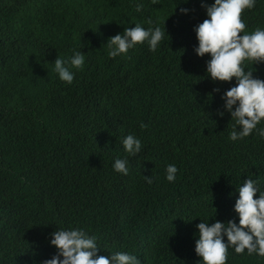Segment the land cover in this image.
Wrapping results in <instances>:
<instances>
[{
    "label": "trees",
    "instance_id": "1",
    "mask_svg": "<svg viewBox=\"0 0 264 264\" xmlns=\"http://www.w3.org/2000/svg\"><path fill=\"white\" fill-rule=\"evenodd\" d=\"M202 2L214 0H0V264H42L58 251L50 234L72 228L95 235L99 255L126 252L141 264H175L166 253L180 252L186 239L182 264H197L185 257L194 219L232 215L247 178L264 192V138L256 130L229 138L235 120L221 96L235 78L212 81L210 55L194 51V28L208 19ZM241 19V35L264 30V0ZM136 24L169 36L151 60L139 58L146 42L110 57L111 30ZM75 51L85 63L68 84L54 61ZM254 63L242 66L264 80V62ZM129 134L142 143L135 156L123 147ZM117 158L128 159L127 175L113 169ZM169 164L185 194L180 232L146 222ZM226 264L264 257L229 247Z\"/></svg>",
    "mask_w": 264,
    "mask_h": 264
},
{
    "label": "clouds",
    "instance_id": "2",
    "mask_svg": "<svg viewBox=\"0 0 264 264\" xmlns=\"http://www.w3.org/2000/svg\"><path fill=\"white\" fill-rule=\"evenodd\" d=\"M255 2L256 0H214L210 6L202 2L201 7L206 9L208 19L194 28L198 40L195 53L199 57L206 54L211 57L206 62L207 76L212 81L222 82H231L235 78V86L221 96L224 110L235 120L229 135L232 141L248 137L254 130L264 138V127L257 128L264 120V80L254 76L256 69L246 70L242 66L245 60L255 62L254 65L264 62V30L256 28L250 34L241 35L246 28L241 19L242 12L252 9ZM143 8L142 3L136 5L137 12ZM180 11L187 14L190 10L182 8ZM147 28L136 24L135 27L123 30L120 26L111 30L113 34L107 38L106 43L109 48L108 55L115 58L126 54L135 45L146 42L139 58L142 61L151 60L167 31L165 27L163 30L158 26ZM167 35L169 36L168 33ZM182 46L184 45H177V48ZM80 50L87 57V48L81 47ZM81 51H75L68 59L57 57L54 61L55 71L62 81L71 84L74 79L71 69H80L84 65L85 56ZM219 91V88L213 89V92ZM218 115L222 117L224 112L220 111ZM141 127L147 126L141 124ZM123 147L129 156H135L141 151L142 143L140 139L129 134L123 139ZM128 163L127 158H117L113 169L127 175ZM263 168L264 160H261L258 169ZM177 172L174 164L166 166L159 190L155 194L159 200L155 204L154 213L146 217V222L150 224L158 220L171 230L180 232L178 226L183 224L182 204L185 200L182 197L185 194L177 185ZM258 176L261 178V175ZM144 178L149 184L153 182L152 176ZM240 184L239 198L232 215L229 214L225 219L208 221L194 219L189 242L190 254L185 257L194 259L197 264H226L229 247H234L237 254H242L247 249L249 255L255 253L264 257V192L259 191L256 180L247 178ZM257 193L259 198H255ZM50 235V244L58 251L42 264H141L135 255L126 252L99 255L102 248L97 244V237L90 236L83 229H58ZM130 236L133 243L135 236ZM182 245L180 252L166 253L175 264H182V254L187 248L186 239Z\"/></svg>",
    "mask_w": 264,
    "mask_h": 264
}]
</instances>
